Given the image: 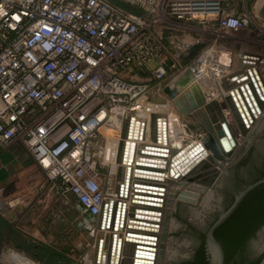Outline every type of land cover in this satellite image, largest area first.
Returning a JSON list of instances; mask_svg holds the SVG:
<instances>
[{"label":"built area","instance_id":"2783aa9c","mask_svg":"<svg viewBox=\"0 0 264 264\" xmlns=\"http://www.w3.org/2000/svg\"><path fill=\"white\" fill-rule=\"evenodd\" d=\"M247 6L248 0H0V144H22L62 195L99 218L119 202L104 192L90 153L100 130L120 131L122 142L137 118L147 136L151 117L167 113L157 100L165 98L169 69L194 48L185 69L206 53H232L241 31L251 42L256 37L247 28ZM257 48L251 54L260 63ZM149 104L164 110L144 118Z\"/></svg>","mask_w":264,"mask_h":264},{"label":"rangeland","instance_id":"374dc122","mask_svg":"<svg viewBox=\"0 0 264 264\" xmlns=\"http://www.w3.org/2000/svg\"><path fill=\"white\" fill-rule=\"evenodd\" d=\"M263 7L264 0H248L247 9L250 15L247 28L256 34L252 42L250 39L248 41L253 46L260 47L264 55V20L260 17V11ZM238 9L242 10L243 8L239 7ZM195 53L181 60V65L177 66V68L168 70L167 86L165 87L173 88L175 78L185 69L190 60L195 57ZM138 81L143 80L139 78ZM154 86L155 84L153 83L152 87ZM215 88L218 89L217 87ZM163 106L167 110V122L171 137L178 138L183 145H188L192 142L203 143L208 147L209 153H212L215 139L194 117L179 116L180 113L178 114L173 109L172 103H170V106L168 104ZM157 108L158 112L159 109H162L161 106H157ZM189 117L193 118V120ZM231 121L235 125L234 132L239 140L242 138L239 135V129L233 118ZM263 124L264 116L259 119V124L250 131L247 140H239L240 146L233 157L222 162L219 171L221 174L215 186L209 188L197 182H180L178 187L186 189L185 191L187 192H193L194 190H192L190 185L196 184L197 191L195 193L199 199L195 204L179 199L176 202V206L172 209L170 221H173V224L171 223L169 227L167 240L162 242L168 249L164 256L163 264H188L201 244L200 234L206 233L229 210L236 197L248 186L249 183L247 181L251 180L254 173V167H252L251 162L255 161L256 163L260 155L264 153ZM106 131L100 130L97 140L91 145L90 153L93 156V160L97 163L104 192L117 196V188L121 180L119 171L114 168V164L109 159L110 146L105 136ZM111 133L117 134V137L120 136V131L118 130H111ZM150 139L152 141L153 136ZM151 141L150 143L154 142ZM169 188L172 190L174 187L172 185ZM56 190L57 195L55 201L52 202L51 210L44 203L45 188L39 190L36 197L41 202L40 211L31 206L26 207L24 223L19 225L20 244L23 247L17 249L11 246L9 251L0 257V264H95V258L91 254H95V247L99 238V218L86 213L75 196L62 195L60 186H56ZM208 194L210 195L208 196ZM169 199L168 195V202ZM205 199L209 204L205 202ZM168 202L165 205V209L169 206ZM205 204L207 205L206 207ZM6 208H10V206L7 205ZM193 211L198 212H196V218H194ZM33 213L36 214V219L40 216V230L37 224H32ZM165 215L166 212L162 218L161 225L165 223ZM25 220L30 222H25ZM25 246L34 247V252H28ZM244 257L247 260L246 264H259L262 261L264 258V230L261 231L257 239L248 245Z\"/></svg>","mask_w":264,"mask_h":264},{"label":"water","instance_id":"95a60500","mask_svg":"<svg viewBox=\"0 0 264 264\" xmlns=\"http://www.w3.org/2000/svg\"><path fill=\"white\" fill-rule=\"evenodd\" d=\"M260 17L264 20V7L260 11ZM196 51L197 48H194L192 53H195ZM191 77L192 71L190 68H186L180 73L174 80L173 88L168 86L163 89V95L165 98L162 99L161 104L166 105L167 102L172 103L181 115L194 117L200 125L214 137L215 145L221 154L220 157L222 161L232 158L235 153L233 150L238 143L235 137L236 135L225 116L224 110L230 111L244 133L243 122H247L239 107L238 100L242 104L244 111L246 110V107L252 108V106L256 107L259 111L260 102L258 97L264 101V96L260 93L261 91H264L263 82L255 70H247L244 73L231 77V88L230 94L227 97V103L221 105L217 101L206 103V98L202 93L200 86L197 84L192 86L191 89L183 95L181 89L189 82V80H191ZM167 119V113L151 117L150 130L153 132L152 136L154 141L160 142L158 134L161 130V124L165 123ZM125 138L126 142H124V145L122 144L120 148V159L125 163H133V150L128 149V139L131 138V130L126 131ZM191 146L192 144L183 150L179 147H175V145L169 150L145 147L140 153L143 156V159L135 165V195L130 200L131 205L134 208H130V211L127 214L129 219L127 220L126 217L125 220V217H120L123 216L120 202H113L107 205V212L105 213L103 209V212L99 217L98 229L100 231L111 230L112 232H115L112 236L109 250L107 251L109 264H119L118 257L120 256V247L123 243L127 246L126 264L151 263L149 262L152 258L151 251H153V248L156 245L155 242L157 241V237L154 236V233L157 230H154V228L158 229L159 225L157 223L160 220L158 218H151L150 216L161 217L163 212L159 205L147 203V200L160 202L161 197L163 196L161 193L165 192V189L167 188L164 183L168 180V176L165 175V173L168 172L169 176H174L176 178L184 176L191 170L195 169L198 165H202V161L206 157H210L212 164L215 165L216 168H211V164L209 163L202 165L199 172H203V174L198 173L196 182L209 188L215 186L221 174L219 172L221 167L220 162L210 156L208 149L203 146L197 145L190 148ZM150 151L164 152L168 154H170L171 151L172 158L169 160L168 155H155L151 154ZM153 156L162 159L161 162H158L159 165L154 166L147 164L149 161L145 158ZM263 183L264 181H260L246 188L238 196L234 205L207 230V243L214 264H224L225 262L223 248L214 237L215 230L235 211L243 198L251 190ZM122 188V184H119L117 188V198L119 199L122 198ZM148 195L151 196L150 199ZM125 227L127 229L126 236H121L117 239L116 233L118 231H123ZM148 227H151L153 230ZM99 243L100 240L97 242L98 249L100 248ZM260 264H264V258Z\"/></svg>","mask_w":264,"mask_h":264},{"label":"bare ground","instance_id":"6f19581e","mask_svg":"<svg viewBox=\"0 0 264 264\" xmlns=\"http://www.w3.org/2000/svg\"><path fill=\"white\" fill-rule=\"evenodd\" d=\"M244 49H245V47H243L242 50L237 49V52L233 51L229 55H224V54L218 55L216 53L215 54H212V53L204 54L201 57V59L196 62V66H193L191 68L192 69L191 70L192 71L191 80H189V82L187 84H185L183 86V88L181 89L182 94L184 95L188 90L191 89L192 86L197 84L200 86L202 93L204 94V96L206 98V103H211V102L217 101L220 104L221 103L225 104V103H227V97L230 94V88H231L230 78L233 76H236L238 74L244 73L246 71V69H248V68H253V66H248L249 64H252V65L254 64V67L256 68L255 69L256 73L259 75V77H260V79L264 85V78L260 73V69L261 68L264 69V59L261 60L259 58V61H260V63H259V62H257V59H255V55L245 54ZM251 57H253V58H251ZM241 61H244L246 63L243 64V62H241ZM227 68H229V69H227ZM230 69H232V70L234 69V71H231ZM193 70L194 71L196 70L197 75L194 76ZM231 72L232 73L234 72V74H231ZM227 74H230V75L225 77ZM207 79H210L209 80L211 82L210 84H208L206 82ZM215 87H217L218 89H216ZM260 93L262 96H264V91H261ZM256 95L258 97L257 92H256ZM223 96H224V101L222 99ZM258 100L260 102L259 111L254 106H252V108L246 107V110L244 111L242 104L238 100L239 107L242 110V113L244 114V116L246 118V122H247V123L243 122L244 133L242 131L241 126H239L237 121L233 118L230 111L227 110L229 116H227L225 114L233 132H234L235 125L231 121L232 118H233L235 124L237 125V127L239 129V135H240V137H242L239 140H242V141L247 140V136L250 133V131L252 129H254L256 127V125L259 124V119H261L262 116H264V113H263L264 112V101H262L260 99V97H258ZM166 104H168L170 106L169 102H167ZM157 111H158L157 106L149 104L147 106V111L145 114V115H147V113H148V115L144 116V118L148 119L150 117L149 114H151V115L153 113L155 114V113H157ZM224 113H225V110H224ZM143 125H144L143 120L142 119L138 120L136 118L132 124L131 138L128 139V141H129L128 149L133 150V156H134L133 163H125V162H122V160L120 159V148H121L122 144L124 145V142H126L125 136H124L125 140L120 142V137L118 136L119 137L118 138L116 136L117 134L116 135L112 134L110 128H108V127L103 128V130H107L105 133V136H106L107 141L109 143L108 145L110 146V148H109L110 158L109 159L114 164V166H115L114 168L119 171L120 180H121L120 184H122V186H123L122 198H120V199L118 198V201L121 203V209H122L121 211H122V215H123L120 217H125V220H126L128 212L130 211V208L131 209L134 208L131 205L130 200L135 195V193H134V190H135L134 184L136 183V181L134 179V171L136 168L135 165L137 162H141V159H143V156L140 153L145 149V147L159 148L161 150L162 149H164V150L168 149L169 150L170 148L171 149L173 148V145H175V147H179L181 150H183L192 144V146L190 148H193L197 145H200V146H203L204 148L208 149L207 146L203 143L192 142L188 145H183L181 140H178V138L173 137V136L171 137L169 134L170 132H169V125H168L167 120L165 123L161 124L160 143H158L154 140H152V141H154L153 143H150V141H151L150 137H152L153 132L151 130H148L147 136H145L146 130H142ZM263 127H264V124H263L262 128ZM184 131H186V130L184 129ZM155 138H156V135H155ZM236 140H237L238 144L234 148L233 152H236V150L240 146V142H239L237 137H236ZM176 152H178V151H176ZM150 153L155 154V155H163V154L168 155L169 160L172 158L171 151H170V154L164 153V152H157V151H150ZM208 153H209V151H208ZM209 154L214 159L218 160L220 162V164L222 165L223 161L220 157L221 154H220V152H219V150L215 144L212 147V153H209ZM145 159H147L149 161V162H147V164L154 165V166L159 165L158 162L162 161V159H159V158L154 157V156L149 157V158H145ZM207 163L211 164V168H216V166L212 164L210 157H206L202 161V165L207 164ZM202 165H198L195 169L191 170L189 173L185 174L184 176H179L178 178H176L174 176L173 177L169 176L168 172L165 173V175L168 176V180L164 183V184H166L167 188L165 189V192L161 193L163 196L161 197L160 202H154L151 200H147V203L159 205L162 212H163L161 217L150 216L151 218H158L160 220L157 223L159 225L158 229L154 228V230H157L154 233V236L157 237V241L155 242L156 245L154 246L153 251H151L152 258L149 260V262H151L150 264H163L164 256H165L166 252H168L167 251L168 249L164 245V243H162V242L167 240L168 231L170 229L169 227L171 226V223L173 224V221H170V218H171V214H172L171 213L172 209L176 206V202L179 199L180 200L183 199V200H186L190 203H194V204L197 203L199 197L195 193V191H197L196 190V188H197L196 184L190 185L192 187V190H194L193 192H187V191H185L186 189L185 190L180 189L178 187V185L180 184V182L196 183V179L198 178L197 175H198L200 167ZM129 170H131V171H129ZM129 174H130V176H129ZM144 185H146V184H144ZM172 185H173V187H176V188H172V190H170V193L168 194V190L170 189L169 187ZM168 195L170 198L169 202L167 201ZM209 195L210 194H208V196ZM211 196H212V194H211ZM148 197H149V199L151 198V196H149V195H148ZM167 202H168L169 206L165 209V205L167 204ZM205 202H206V199H205ZM206 203H208V201ZM129 205H130V208L128 209ZM206 206L207 205L205 204V207ZM165 212H166L165 223L163 225H161V222L163 221L162 218H163ZM196 212L193 211L194 216H195L194 218H196V216H197L198 212L197 213ZM128 219L129 218L127 217V220ZM148 228L152 229L151 227H148ZM106 232L107 233L105 234V230L100 231L99 238H98V242L100 240V243H99L100 248L98 249V246L95 247L96 248L95 254L94 253H93V255L91 254V256H93V258H95L94 259L95 264H109V257H108L107 251L109 250V245L112 241V236L115 232H112L109 230H107ZM126 232H127L126 227L123 229V231H118L116 233L117 239H119L121 236L125 237ZM126 248H127V246L125 243H123L120 247V256L118 257L119 264H126V261H127L126 260L127 259ZM146 260H148V259H146Z\"/></svg>","mask_w":264,"mask_h":264},{"label":"crops","instance_id":"0c3cea01","mask_svg":"<svg viewBox=\"0 0 264 264\" xmlns=\"http://www.w3.org/2000/svg\"><path fill=\"white\" fill-rule=\"evenodd\" d=\"M238 36L236 46L232 47L233 51L237 52V49L242 50L245 47L244 53L251 54L258 49L256 45L253 46L248 41L250 38L247 37L246 31H241ZM230 70L234 71V69ZM196 73V70H193L194 76L197 75ZM231 74H234V72H231ZM229 75L227 74L225 77ZM209 80H206L208 84L211 83ZM222 99L224 101V96ZM161 101L157 100L159 103ZM173 109L179 114L175 108ZM226 112L227 110H225V114L229 116L228 112ZM179 116L183 117L181 114ZM190 119L193 120V118ZM44 188L46 190L44 192V203L51 210L52 202L55 201L57 195L56 186L48 181L45 172L22 144L14 143L9 147H4L0 144V204L3 205L0 207V257L9 251L11 246L17 249L22 248L19 225L24 223L27 206L34 207L40 211L41 202L36 197L39 190ZM168 193H170V189ZM6 201L12 202L10 208H6L8 205H6ZM129 208L130 205L128 206ZM35 215V213L32 214L34 216L32 224H37L40 230V216L36 219ZM27 221L25 220V222ZM106 231L105 234L107 233Z\"/></svg>","mask_w":264,"mask_h":264},{"label":"trees","instance_id":"16d2710c","mask_svg":"<svg viewBox=\"0 0 264 264\" xmlns=\"http://www.w3.org/2000/svg\"><path fill=\"white\" fill-rule=\"evenodd\" d=\"M262 227H264V184L251 190L214 232L215 239L223 248L225 264H246L247 260L244 257L246 243ZM202 239V244L196 249L188 264H213L208 254L205 237L203 236ZM25 248L28 252L35 250L34 247L25 246Z\"/></svg>","mask_w":264,"mask_h":264},{"label":"flooded vegetation","instance_id":"af4514ba","mask_svg":"<svg viewBox=\"0 0 264 264\" xmlns=\"http://www.w3.org/2000/svg\"><path fill=\"white\" fill-rule=\"evenodd\" d=\"M264 113V112H263ZM249 162H251V161H249ZM251 165H252V167H254V173H253V175H252V178H251V180L250 181H247L249 184H248V186L246 187V188H248L249 186H251V185H253V184H256V183H258V182H260V181H264V176H263V173H264V153L262 154V155H260V158H259V160L258 161H256V163H255V161L254 162H251ZM264 184V183H263ZM245 188V189H246ZM242 193V192H241ZM240 193V194H241ZM239 194V195H240ZM238 197H236V199H237ZM236 199L234 200V202H233V204H232V206L234 205V203H235V201H236ZM231 206V207H232ZM230 207V208H231ZM229 208V209H230ZM220 219V218H219ZM218 219V220H219ZM217 220V221H218ZM216 221V222H217ZM262 230H264V227H262L260 230H258L256 233H255V235L254 236H252L248 241H247V243H246V247H245V250H244V255L246 254V251H247V247H248V245L251 243V242H253L255 239H257L258 237H259V235H260V233H261V231ZM201 235V239H202V237L204 236L205 237V242H206V247H207V250H208V254H209V256H210V259H211V261H212V256H211V253H210V250H209V246H208V243H207V236H206V233H202V234H200ZM202 242H203V239L201 240V244H202ZM200 244V245H201ZM199 248V247H198ZM224 252V251H223ZM224 258H225V255H224ZM213 263V262H212ZM214 264V263H213ZM224 264H225V262H224Z\"/></svg>","mask_w":264,"mask_h":264}]
</instances>
